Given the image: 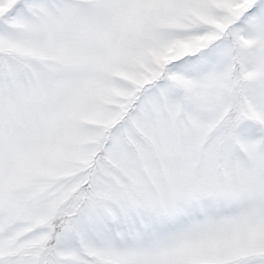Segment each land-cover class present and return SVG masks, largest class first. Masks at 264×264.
Returning <instances> with one entry per match:
<instances>
[{
    "label": "snow or ice",
    "instance_id": "6c2138e0",
    "mask_svg": "<svg viewBox=\"0 0 264 264\" xmlns=\"http://www.w3.org/2000/svg\"><path fill=\"white\" fill-rule=\"evenodd\" d=\"M0 264H264V0H0Z\"/></svg>",
    "mask_w": 264,
    "mask_h": 264
}]
</instances>
